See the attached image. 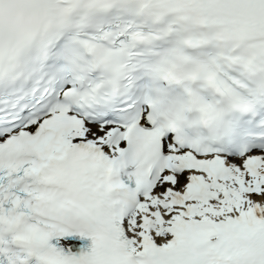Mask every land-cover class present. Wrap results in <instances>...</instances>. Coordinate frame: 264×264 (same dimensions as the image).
I'll list each match as a JSON object with an SVG mask.
<instances>
[{
	"label": "snow or ice",
	"instance_id": "6c2138e0",
	"mask_svg": "<svg viewBox=\"0 0 264 264\" xmlns=\"http://www.w3.org/2000/svg\"><path fill=\"white\" fill-rule=\"evenodd\" d=\"M0 264H264V0H0Z\"/></svg>",
	"mask_w": 264,
	"mask_h": 264
}]
</instances>
